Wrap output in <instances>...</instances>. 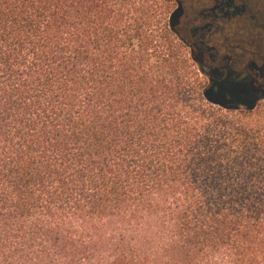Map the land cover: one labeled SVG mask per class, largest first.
<instances>
[{
  "label": "trees",
  "instance_id": "1",
  "mask_svg": "<svg viewBox=\"0 0 264 264\" xmlns=\"http://www.w3.org/2000/svg\"><path fill=\"white\" fill-rule=\"evenodd\" d=\"M154 6L0 0V264H264L259 106Z\"/></svg>",
  "mask_w": 264,
  "mask_h": 264
},
{
  "label": "rangeland",
  "instance_id": "2",
  "mask_svg": "<svg viewBox=\"0 0 264 264\" xmlns=\"http://www.w3.org/2000/svg\"><path fill=\"white\" fill-rule=\"evenodd\" d=\"M159 2L162 7H154L161 13L162 25L178 9L171 25L178 42L184 41V53L199 73L201 86L235 111L258 104L257 117L264 119V0H234L238 8L245 10L231 16L220 15L214 20L212 30L203 34L199 46L191 43L192 29L212 21L205 15L215 0Z\"/></svg>",
  "mask_w": 264,
  "mask_h": 264
},
{
  "label": "flooded vegetation",
  "instance_id": "3",
  "mask_svg": "<svg viewBox=\"0 0 264 264\" xmlns=\"http://www.w3.org/2000/svg\"><path fill=\"white\" fill-rule=\"evenodd\" d=\"M239 10L243 11L245 10V8L244 7L242 9L238 8L235 5L234 0H215L214 6L211 9H209V12L205 15L206 18L211 19L212 21H209V23H206L205 25L202 26H196L192 29L191 43L199 46L203 40L201 39V37L203 38V34L205 35V33H207L208 31L210 32L212 30L211 27L213 26L214 20L220 17V15H225V16L234 15ZM227 59L228 60L226 62L229 63L231 61V58L228 57ZM227 63H225V65Z\"/></svg>",
  "mask_w": 264,
  "mask_h": 264
}]
</instances>
